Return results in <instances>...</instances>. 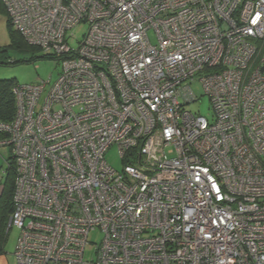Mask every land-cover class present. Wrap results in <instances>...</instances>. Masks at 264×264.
Here are the masks:
<instances>
[{
    "label": "built area",
    "instance_id": "obj_1",
    "mask_svg": "<svg viewBox=\"0 0 264 264\" xmlns=\"http://www.w3.org/2000/svg\"><path fill=\"white\" fill-rule=\"evenodd\" d=\"M1 1L61 64L0 122L16 264H264V0Z\"/></svg>",
    "mask_w": 264,
    "mask_h": 264
},
{
    "label": "rangeland",
    "instance_id": "obj_2",
    "mask_svg": "<svg viewBox=\"0 0 264 264\" xmlns=\"http://www.w3.org/2000/svg\"><path fill=\"white\" fill-rule=\"evenodd\" d=\"M88 25L86 23H82L80 26L71 30L73 35L69 38V44L72 47H76L78 45V41L82 39L85 32L87 31ZM149 35L151 40L154 42V36L152 31H149ZM11 43V38L8 30V16L4 11L2 4H0V48L8 47ZM45 52L38 49H30L28 46H10L8 47V61H17L15 64H2L0 65V79H14L19 84H27L37 82L40 79L46 80L50 79V81L56 80L58 77L61 64L59 61L54 59H50V57L45 58ZM40 57L37 59H33L31 61L30 58ZM47 56V55H46ZM42 57V58H41ZM194 92L196 93L198 100L189 103L186 107L192 111L198 112L201 115L210 118L212 114V105L210 98L208 95L203 93L201 85L199 82L195 81L192 85ZM5 149L6 157H10L11 153L9 148ZM106 160L115 168L116 170H120L122 168V164L119 158L118 149L116 146H112L105 154ZM2 181H4V173L2 175ZM18 236V229L15 227H11V229L7 232L5 237V250L6 252L14 251L16 245V239ZM102 238V234L97 231L91 234V241L93 244L91 248V254L93 252L94 243H99Z\"/></svg>",
    "mask_w": 264,
    "mask_h": 264
},
{
    "label": "trees",
    "instance_id": "obj_3",
    "mask_svg": "<svg viewBox=\"0 0 264 264\" xmlns=\"http://www.w3.org/2000/svg\"><path fill=\"white\" fill-rule=\"evenodd\" d=\"M0 4H2L3 9L6 12L5 7L1 0H0ZM8 30L11 38V43L9 44L8 47L26 45L33 50L40 49L39 47L28 43L20 34V32L12 27L9 19H8ZM8 47L0 48V65L15 64L17 62V61H12V62L8 61V57H7ZM45 53L47 55V56L44 55L45 58L50 57V59H54L58 61L55 56L51 55V53H47V52ZM37 58L40 57L32 56L30 60L27 61H31ZM16 84H18V82L14 79H0V122L10 121L14 117L15 99L12 94V87ZM3 173L5 179L3 182V189L0 194V249L3 247V244L5 243V237L7 235L8 230L11 229L8 226V220L13 209L12 196H13L14 173H13V165L10 157H6L5 159Z\"/></svg>",
    "mask_w": 264,
    "mask_h": 264
},
{
    "label": "crops",
    "instance_id": "obj_4",
    "mask_svg": "<svg viewBox=\"0 0 264 264\" xmlns=\"http://www.w3.org/2000/svg\"><path fill=\"white\" fill-rule=\"evenodd\" d=\"M4 150L5 149L2 148L0 149V194L2 192L3 182H4L2 181L3 167L6 159V152H5L6 150L5 151ZM13 252H14L13 250L11 252H6L5 243H4L3 247L0 249V264H16Z\"/></svg>",
    "mask_w": 264,
    "mask_h": 264
}]
</instances>
